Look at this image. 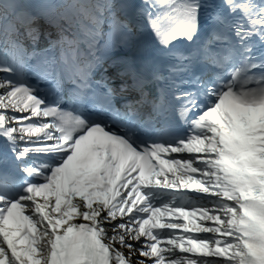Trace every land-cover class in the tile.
<instances>
[{"label":"snow or ice","instance_id":"1","mask_svg":"<svg viewBox=\"0 0 264 264\" xmlns=\"http://www.w3.org/2000/svg\"><path fill=\"white\" fill-rule=\"evenodd\" d=\"M0 73V264H264V0H0Z\"/></svg>","mask_w":264,"mask_h":264}]
</instances>
